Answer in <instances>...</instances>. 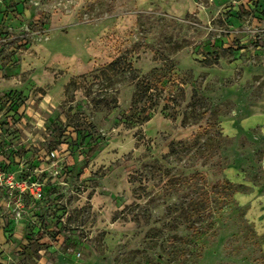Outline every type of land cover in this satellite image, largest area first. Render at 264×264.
Here are the masks:
<instances>
[{
	"label": "rangeland",
	"instance_id": "374dc122",
	"mask_svg": "<svg viewBox=\"0 0 264 264\" xmlns=\"http://www.w3.org/2000/svg\"><path fill=\"white\" fill-rule=\"evenodd\" d=\"M252 112L264 0L0 1V264H264Z\"/></svg>",
	"mask_w": 264,
	"mask_h": 264
},
{
	"label": "crops",
	"instance_id": "0c3cea01",
	"mask_svg": "<svg viewBox=\"0 0 264 264\" xmlns=\"http://www.w3.org/2000/svg\"><path fill=\"white\" fill-rule=\"evenodd\" d=\"M258 126L260 129L264 130V117L258 113H245L238 118V121L233 124L232 120L225 121L222 127L225 133L232 135L238 131V129L249 130L253 127ZM264 132V131H262ZM229 172L230 174L238 173L237 169L233 166H228L225 168L224 172ZM243 200L247 201L248 196L246 194H241ZM37 264H97L89 260H82L80 257H76V254L67 253L64 251H56L52 258L47 259L46 255L41 256L37 260Z\"/></svg>",
	"mask_w": 264,
	"mask_h": 264
},
{
	"label": "trees",
	"instance_id": "16d2710c",
	"mask_svg": "<svg viewBox=\"0 0 264 264\" xmlns=\"http://www.w3.org/2000/svg\"><path fill=\"white\" fill-rule=\"evenodd\" d=\"M97 149H98V146H97V144L95 143V145L91 146L90 149L87 151L86 156H87V157L92 156V155L95 153V151H96Z\"/></svg>",
	"mask_w": 264,
	"mask_h": 264
},
{
	"label": "built area",
	"instance_id": "2783aa9c",
	"mask_svg": "<svg viewBox=\"0 0 264 264\" xmlns=\"http://www.w3.org/2000/svg\"><path fill=\"white\" fill-rule=\"evenodd\" d=\"M0 1H3V0H0Z\"/></svg>",
	"mask_w": 264,
	"mask_h": 264
}]
</instances>
